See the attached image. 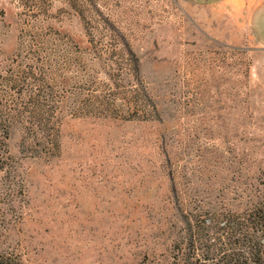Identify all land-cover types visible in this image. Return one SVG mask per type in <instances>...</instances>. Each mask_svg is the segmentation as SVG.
I'll list each match as a JSON object with an SVG mask.
<instances>
[{
  "label": "rangeland",
  "instance_id": "374dc122",
  "mask_svg": "<svg viewBox=\"0 0 264 264\" xmlns=\"http://www.w3.org/2000/svg\"><path fill=\"white\" fill-rule=\"evenodd\" d=\"M231 252L264 264V0H0V264Z\"/></svg>",
  "mask_w": 264,
  "mask_h": 264
},
{
  "label": "trees",
  "instance_id": "16d2710c",
  "mask_svg": "<svg viewBox=\"0 0 264 264\" xmlns=\"http://www.w3.org/2000/svg\"><path fill=\"white\" fill-rule=\"evenodd\" d=\"M251 254L253 255L252 251ZM250 257L252 256L240 255L237 252L223 253L218 258L212 259L211 262L209 263H197V264H249L248 260L250 259Z\"/></svg>",
  "mask_w": 264,
  "mask_h": 264
}]
</instances>
